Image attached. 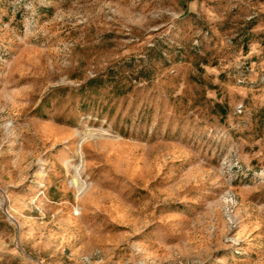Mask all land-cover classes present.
I'll use <instances>...</instances> for the list:
<instances>
[{"label":"rangeland","instance_id":"rangeland-1","mask_svg":"<svg viewBox=\"0 0 264 264\" xmlns=\"http://www.w3.org/2000/svg\"><path fill=\"white\" fill-rule=\"evenodd\" d=\"M0 264H264V0H0Z\"/></svg>","mask_w":264,"mask_h":264},{"label":"bare ground","instance_id":"bare-ground-1","mask_svg":"<svg viewBox=\"0 0 264 264\" xmlns=\"http://www.w3.org/2000/svg\"><path fill=\"white\" fill-rule=\"evenodd\" d=\"M78 184L80 188H83L85 186V182L82 180V178L79 176L78 178Z\"/></svg>","mask_w":264,"mask_h":264}]
</instances>
